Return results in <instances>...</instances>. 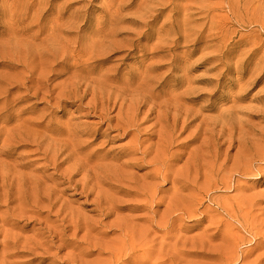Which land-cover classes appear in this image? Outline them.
Masks as SVG:
<instances>
[{
	"label": "rangeland",
	"instance_id": "rangeland-1",
	"mask_svg": "<svg viewBox=\"0 0 264 264\" xmlns=\"http://www.w3.org/2000/svg\"><path fill=\"white\" fill-rule=\"evenodd\" d=\"M199 1L221 5L223 9L205 18L198 14L197 7L191 8L187 42L196 37L200 42L193 47L182 39L175 49L173 41L177 34L170 33L172 26L162 25L177 20V16L169 14L170 8L162 7L161 0H0V76L20 80L27 69L18 68V61L26 58L28 50L32 56L47 61L48 66L43 69L52 77V97L66 102L53 108L55 125L100 122L98 118L85 117L87 109L77 112L80 106L98 105V110L101 109L102 100L94 99L92 94L96 98L109 95L118 101L115 108L111 105L108 115L115 126L131 119L136 104L144 97L153 96L158 104H164L186 91L187 99L193 101L184 104L183 111H190L192 127L180 140L190 132L192 136H200L197 127L205 119L217 126L216 133L232 134L245 142L252 137L253 130H264L256 113L263 107L259 98L264 92V0ZM49 2L52 7L47 11ZM180 4L181 1L176 2ZM159 11L162 14L154 25L134 24L149 22ZM182 18L183 15L178 20ZM175 28L179 32L182 26ZM39 74L37 69L36 75ZM219 74L225 76L220 82ZM256 75L261 81H254ZM143 81L139 95L137 88ZM209 81L212 83L207 85ZM39 102L31 99L14 112L34 108L33 117L38 119L44 107ZM150 106L149 103L139 114L140 137L149 140L143 147L152 145L146 163L154 156H162L154 144L170 131L160 121L157 109L148 113ZM105 129L106 124L100 132ZM106 133L114 136L113 143L106 144L102 154L111 147L126 146L131 140V136H122L123 132ZM197 147V143L190 144L182 162H174L168 173L173 176L185 171L186 168L181 171L178 168L192 151L196 155L204 152ZM238 150V146L229 151L222 148L224 155L213 165L214 171H222L219 179L224 178L226 188L207 187V195H200L199 200L194 199L198 194L195 190L182 191V195L194 201L185 214L172 212L174 208L169 212L171 201H176L175 190L168 189L170 184L163 187L165 183L159 180L150 181L160 184L164 192L157 194L163 199L159 207L148 204L157 214L154 228L146 220L152 217L150 209L131 212L132 207L127 206L111 213L106 209L109 206L99 201L104 194L123 200L131 198L114 193L108 186H94V182L83 186L81 175L61 185L53 167L45 173L46 194L53 195L51 216L60 214L59 217L46 220L26 212L47 207L45 202L29 207L20 206L17 201L6 206V195L9 192L14 195L18 189L17 184L16 188H10L13 172L7 176L5 167L0 165V264H264L263 239L248 233L251 225L264 221V159H252L246 167L238 166ZM22 152L17 150L13 158ZM33 157L39 156L29 159ZM72 163L73 160L59 166L58 173L67 170L69 177L72 171L66 168ZM154 168L141 167L132 173L140 180V176ZM246 169L250 173H244ZM193 178L191 174L190 181ZM203 181L202 178L190 185L199 188ZM183 184L175 187L181 188ZM186 201H177V207L181 208ZM101 212L107 217H101ZM22 214L31 220L19 219ZM131 216H139L133 221L139 225L134 227L139 230L134 234L135 240L148 234L147 241L135 248L126 238L127 233L132 234L128 231L131 228L124 229V218L130 222ZM258 230L264 235V227Z\"/></svg>",
	"mask_w": 264,
	"mask_h": 264
},
{
	"label": "bare ground",
	"instance_id": "bare-ground-1",
	"mask_svg": "<svg viewBox=\"0 0 264 264\" xmlns=\"http://www.w3.org/2000/svg\"><path fill=\"white\" fill-rule=\"evenodd\" d=\"M55 1V0H52ZM181 1L180 5H176V2ZM207 1V0H206ZM226 1V0H223ZM160 5L165 9L170 8L169 14L177 16V20L163 24L162 26H172L170 28L171 34H177V38L173 41L175 49H177V42L184 40L185 43L195 46L200 42V38L196 37L191 42H187V38L190 36L191 31L187 28L190 25L191 8L197 7L198 14H201L205 18H208L212 12L222 10L221 5L211 6L204 1L199 0H161ZM224 4V3H223ZM229 4V3H228ZM47 11L51 10V2L46 4ZM231 11V6H229ZM162 11H159L157 17L152 18L149 22L135 21V25L144 24L145 26L154 25L159 19ZM183 15L181 21L178 18ZM175 26H182L179 32L176 31ZM146 34V33H145ZM145 34H142V39L145 38ZM21 45V44H18ZM140 47V45H139ZM49 48V47H47ZM171 50V49H170ZM26 58L18 61L19 67L27 69L20 80L11 81L0 76V165L5 167L7 176L13 172L12 183L10 188H16L18 192L11 195L9 192L6 195L5 204L9 206L17 201L20 202V206L32 207V204L37 202L47 203V207L40 208L39 211L28 210L27 213L33 215L43 216L44 219L50 220L52 217L57 218L60 214L51 216V206L53 205L52 194H46V182H48V176L45 175L49 167H53L56 172L55 176H58L62 180L59 184L65 185L71 183L74 176L81 175L80 181H84L83 186L94 182V186L102 187L108 186L114 193L127 196L131 199H120L115 195L104 194V198L99 201L107 204L111 213L122 211L127 206L132 207L131 212H140L150 209L152 217H146V220L151 223L152 227L156 226L155 215L156 212L149 207L148 204H154L159 207L163 199L158 197V193H164L160 187V184L151 183L150 181L159 180L164 186L170 184L169 190H175L176 201H171L169 205V212H179L178 214H185L188 212L190 204L194 201L182 195V191L193 189L198 194L194 196L195 200H199L200 195H207L206 188H217L218 185L222 187L227 186L224 178L219 179L221 170L214 171V166L218 164L221 157L224 155L222 148L226 151L232 150L238 146V154L236 162L238 166H245L253 159H264V130H253V135L250 139L243 142L239 138H235L232 134H218L215 132L217 126L202 120L199 129L200 136L196 134L192 136V132L188 134L184 139L180 140L185 132L192 127V120L190 118L189 110L183 111L184 104L192 102V99H187L188 93L182 92L173 96L164 104H158L156 98L153 96L144 97L136 104L135 112L132 118L118 123L115 126L111 125L112 118H108L111 105L115 108L118 104L117 100H113L111 96H103L96 98L95 94H92L96 100H102V107L98 110V105L78 107V111L88 110L85 114L87 118H98L100 122L95 124H88L85 122L60 124L52 123V116L55 113L54 106L57 108L62 104H66L60 98H53L50 90L52 77L44 71V67H47L48 62L41 57L32 56V51L25 52ZM169 53V52H168ZM39 69L40 74L36 75V71ZM223 74L218 75V82L224 79ZM255 76L254 81H261L262 78ZM257 78V79H256ZM212 82H207L210 85ZM145 81L138 86V94L142 92V87ZM218 86H214L215 90ZM89 92L87 89L84 91L85 95ZM130 93V92H129ZM259 98L260 104L263 107L257 110L261 118V123L264 124V92ZM40 100L39 103H43L44 107L41 109V115L35 119L33 115L36 110L34 108L22 109L19 113H15L14 110L31 100ZM52 101L55 102L52 104ZM127 101V100H126ZM151 104L148 109V113L152 114L156 109L157 115L160 121L170 129L169 133L164 134L165 137L158 140L154 146L162 153V156H154V158L146 163L145 159L151 154L152 145L149 148H144L143 145L149 142L148 139H141L140 134L142 130L140 127L139 114L142 108H146L148 104ZM131 106L128 107L130 109ZM106 124V129L103 132L101 128ZM225 127L221 128L223 132ZM235 131L236 128L234 127ZM107 131L123 132L122 136H131V140L126 146H115L105 150L106 144L113 143V137L107 134ZM62 137H67L63 139ZM92 139L90 140V138ZM99 138H105L104 141H98ZM197 143L198 150H204L201 155L192 154L183 162V165L178 170L183 172H176L171 176L168 171L174 167L175 163H181L185 152L189 149L190 144ZM174 148H180L181 151H173ZM17 150H23L22 153L14 159ZM24 154V155H23ZM102 154V155H101ZM169 155V156H167ZM30 156H39L29 159ZM62 158V161L59 159ZM137 156H140L139 158ZM73 160L71 166L66 169L72 171L69 177H67L64 170L62 173H58L59 166L65 165L68 161ZM205 160H209L206 162ZM12 161L13 163H9ZM25 161V162H24ZM93 162L90 165V162ZM42 162V163H41ZM39 163V164H38ZM211 165V167H210ZM155 167L154 170L139 177L140 180L134 178L132 171L137 168H150ZM33 167V169H30ZM28 169L29 172H24ZM166 172H165V170ZM244 173L248 174V169L244 170ZM40 176H39V175ZM191 174L194 175L192 181H190ZM204 179L202 185L191 186V183L196 184L201 179ZM20 179L19 182L17 180ZM99 179V182L96 180ZM184 182L181 188H176L175 185ZM133 186V187H132ZM160 189V190H158ZM78 196V194L74 195ZM87 195L86 197H88ZM5 197V196H4ZM35 203H31L34 202ZM188 200V201H186ZM186 201L181 208L177 207L178 202ZM76 202V201H75ZM97 201H94L96 203ZM97 205V204H96ZM210 209V208H209ZM220 209H217V211ZM148 211V210H147ZM101 217L107 216L101 212ZM143 216V215H142ZM173 216V227L174 218ZM19 219L31 220L22 214ZM68 219V215L65 216ZM139 216H131L130 222L127 218L126 227L132 234H126V238L130 241V246L135 248L141 245L142 242H146L148 234H145L140 240H135V233L139 230L134 227H139L136 223H133ZM145 218V217H143ZM131 223V224H130ZM260 227H264V221L260 222L257 226L251 225L249 227V234H252L254 238L263 239L264 235L258 230ZM1 232V231H0ZM145 247V244H144Z\"/></svg>",
	"mask_w": 264,
	"mask_h": 264
}]
</instances>
